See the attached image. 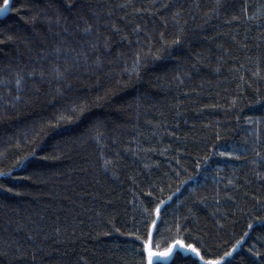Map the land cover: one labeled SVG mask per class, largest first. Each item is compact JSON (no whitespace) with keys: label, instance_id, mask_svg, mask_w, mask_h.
I'll return each instance as SVG.
<instances>
[{"label":"trees","instance_id":"trees-1","mask_svg":"<svg viewBox=\"0 0 264 264\" xmlns=\"http://www.w3.org/2000/svg\"><path fill=\"white\" fill-rule=\"evenodd\" d=\"M9 4L0 264H264V0Z\"/></svg>","mask_w":264,"mask_h":264},{"label":"snow or ice","instance_id":"snow-or-ice-1","mask_svg":"<svg viewBox=\"0 0 264 264\" xmlns=\"http://www.w3.org/2000/svg\"><path fill=\"white\" fill-rule=\"evenodd\" d=\"M10 10L11 9H10L9 0H4L3 6H0V17H3L6 13L10 12ZM179 42H180V38L177 37V39L174 40L172 43L178 44ZM160 58L162 57L159 55L156 57V59H160ZM137 63H139V57L137 58ZM19 83L20 81L17 80V84ZM9 191H11V189H9ZM160 203L163 204L164 202L161 201ZM155 215L157 219H153L151 221L152 227L147 232V239L143 241V248L145 252L147 253V264H153L154 259L160 260L161 258H169L175 254V250L181 249V248L195 253L201 261H204V264H221V261H223L225 257L231 255V252H225L223 256H220L218 258L205 259V256L201 255L199 248L195 247V245L193 244H185L183 240H173L172 243L163 252L154 251L153 250L154 240H153V230L152 229L156 228L158 230L159 219L161 217V208L159 204L155 208ZM248 227L251 228L252 225L249 224ZM243 239L244 237L242 236L240 240H237L236 243L232 246L233 249H235L236 245L240 244L241 240ZM257 255H259V253H257Z\"/></svg>","mask_w":264,"mask_h":264},{"label":"rangeland","instance_id":"rangeland-1","mask_svg":"<svg viewBox=\"0 0 264 264\" xmlns=\"http://www.w3.org/2000/svg\"><path fill=\"white\" fill-rule=\"evenodd\" d=\"M154 251H157V250H155V249H153ZM158 252H160V251H158Z\"/></svg>","mask_w":264,"mask_h":264}]
</instances>
